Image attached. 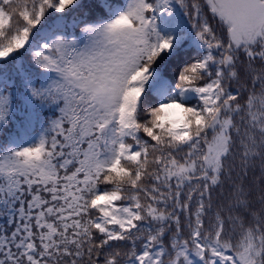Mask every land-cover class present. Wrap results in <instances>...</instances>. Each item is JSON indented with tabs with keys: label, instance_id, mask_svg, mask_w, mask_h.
I'll return each instance as SVG.
<instances>
[{
	"label": "snow or ice",
	"instance_id": "1",
	"mask_svg": "<svg viewBox=\"0 0 264 264\" xmlns=\"http://www.w3.org/2000/svg\"><path fill=\"white\" fill-rule=\"evenodd\" d=\"M0 136V264H264V0H0Z\"/></svg>",
	"mask_w": 264,
	"mask_h": 264
},
{
	"label": "trees",
	"instance_id": "2",
	"mask_svg": "<svg viewBox=\"0 0 264 264\" xmlns=\"http://www.w3.org/2000/svg\"><path fill=\"white\" fill-rule=\"evenodd\" d=\"M91 2H99V0H83V3L84 4H89ZM8 130L5 131V135L7 134ZM4 137L3 136H0V139H3Z\"/></svg>",
	"mask_w": 264,
	"mask_h": 264
}]
</instances>
